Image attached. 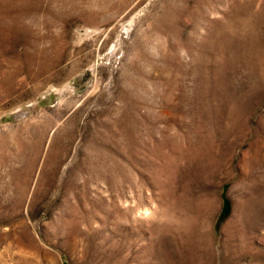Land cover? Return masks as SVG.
<instances>
[{
    "label": "rangeland",
    "instance_id": "1",
    "mask_svg": "<svg viewBox=\"0 0 264 264\" xmlns=\"http://www.w3.org/2000/svg\"><path fill=\"white\" fill-rule=\"evenodd\" d=\"M0 264H264V0H0Z\"/></svg>",
    "mask_w": 264,
    "mask_h": 264
}]
</instances>
